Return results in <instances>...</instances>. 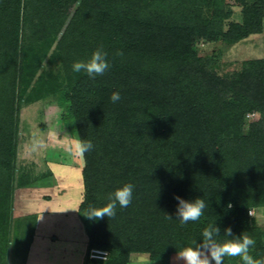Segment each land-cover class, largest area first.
<instances>
[{"label": "trees", "instance_id": "1", "mask_svg": "<svg viewBox=\"0 0 264 264\" xmlns=\"http://www.w3.org/2000/svg\"><path fill=\"white\" fill-rule=\"evenodd\" d=\"M76 1L0 0V264H7L13 226L19 104L28 90L32 102L44 86H56L58 77L38 72L58 37L51 60L65 72L60 93L71 101L79 138L94 145L83 155V207H102L117 188L135 186L128 207L92 220L90 247L110 256L86 264H128L137 252L183 264L177 251L200 243L215 223L219 240L230 227L255 240L253 258H264L248 215L264 204V59L222 77L194 46L198 38L235 43L260 33L264 0H239L244 20L227 29L224 0H81L72 9ZM101 47L110 64L102 76L73 71ZM117 91L122 98L113 103ZM253 112L260 118L245 130ZM176 196L202 198V217L182 225Z\"/></svg>", "mask_w": 264, "mask_h": 264}, {"label": "rangeland", "instance_id": "2", "mask_svg": "<svg viewBox=\"0 0 264 264\" xmlns=\"http://www.w3.org/2000/svg\"><path fill=\"white\" fill-rule=\"evenodd\" d=\"M80 1L77 0L72 9ZM253 1L248 0V3ZM224 5L230 14L225 20V29L232 22H243L242 2L224 0ZM211 13V9L205 8V17ZM58 40L59 37L38 72L44 73L49 80L58 77L56 86L54 89L44 86L32 102H26L28 90L19 104L13 226L7 264H86L87 259H95L90 257L89 243L93 221L85 217L87 211L83 207L86 195L84 158L76 154L74 148L69 150L80 140L79 132L71 112V101L63 99L60 93L65 82L62 63L51 60ZM194 46L199 55L208 60V67L214 74L224 77L238 72L244 61L264 59V14L260 33L250 34L235 43L198 38ZM259 118V112L247 114L245 130L252 120ZM248 215L251 224L259 227L264 241V204L251 207ZM240 261V257H226L224 264ZM128 264H165V261L152 260L148 253L137 252L131 254Z\"/></svg>", "mask_w": 264, "mask_h": 264}, {"label": "clouds", "instance_id": "3", "mask_svg": "<svg viewBox=\"0 0 264 264\" xmlns=\"http://www.w3.org/2000/svg\"><path fill=\"white\" fill-rule=\"evenodd\" d=\"M116 55L123 56L121 51H117ZM108 53L104 49L98 48L94 50L91 57L87 61L78 60L72 65V69L76 73L84 72L90 78L95 79L97 76H102L109 68ZM120 92L111 94V101L117 103L121 100ZM74 148L76 154L83 156L85 153L93 150L94 145L88 140H76L74 145L69 147L71 151ZM134 185L131 183L125 184L117 188L109 197V201L102 207L89 206L87 217L89 220H100L105 217L111 218L116 215V208L119 205L121 208L129 206L132 200ZM178 201L176 209V218L180 223L187 224L188 222L198 221L207 207L202 198H197L194 201H187L180 196H176ZM169 219L172 216L167 215ZM221 229L215 224H210L202 230L200 243L197 240L191 246L183 247L177 251L174 258L177 261H183V264H224L226 257H240L243 264H264V258L255 259L249 254L250 248L255 245V240L246 234L235 236L230 227L225 228L223 235L224 240H219Z\"/></svg>", "mask_w": 264, "mask_h": 264}, {"label": "built area", "instance_id": "4", "mask_svg": "<svg viewBox=\"0 0 264 264\" xmlns=\"http://www.w3.org/2000/svg\"><path fill=\"white\" fill-rule=\"evenodd\" d=\"M90 257L100 260L108 259V251L98 248H92L90 252Z\"/></svg>", "mask_w": 264, "mask_h": 264}]
</instances>
